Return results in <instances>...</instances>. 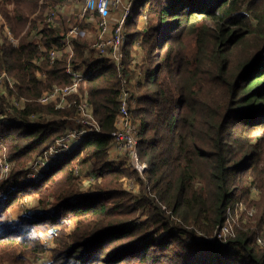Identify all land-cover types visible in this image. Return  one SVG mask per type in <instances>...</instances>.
<instances>
[{"label":"trees","instance_id":"1","mask_svg":"<svg viewBox=\"0 0 264 264\" xmlns=\"http://www.w3.org/2000/svg\"><path fill=\"white\" fill-rule=\"evenodd\" d=\"M39 1L13 0L10 13L0 8V22L19 38L14 46L0 24V74L15 79L11 87L5 82L7 95L25 101L0 118L10 175L26 173L27 163L64 132V121L47 123L44 116H72L86 97L100 132L86 135L58 166L37 181H23L0 202V259L27 264L48 250L46 264H264V248L254 243L257 231L240 220L228 241L208 238L229 206L247 200L252 185L263 192L264 207V145L257 136L264 131V0H139L119 62L86 56L94 43L73 38L71 59L90 75L60 106L37 101L53 85L70 82L69 54L49 58L51 48L63 49L64 34L57 35L45 13L74 0ZM38 23L44 49L26 40ZM123 89L130 100L136 94L130 112L139 126L143 176L107 161ZM31 115L41 118L31 121ZM89 160L94 180L84 189L73 165ZM134 178L136 192L125 186ZM24 195L37 196L44 209L56 206L54 213L43 210L8 224L7 211ZM38 228L51 232L53 248Z\"/></svg>","mask_w":264,"mask_h":264},{"label":"built area","instance_id":"2","mask_svg":"<svg viewBox=\"0 0 264 264\" xmlns=\"http://www.w3.org/2000/svg\"><path fill=\"white\" fill-rule=\"evenodd\" d=\"M81 5L78 12L80 17L86 18L87 14L93 15L95 25L100 34H109L108 38H103L96 42V49L99 53V57H110L112 60L120 61L115 55L116 48L123 46L126 40L127 34V22L133 13V2L131 0H79ZM59 8L55 6L53 9L46 11V19L52 22L57 15ZM117 10L116 20L111 23L109 21V15L112 11ZM88 17V16H87ZM10 40L12 39L9 29L6 30ZM83 34L81 24L79 21L75 22L64 34L62 39L64 48L69 54V60L65 65V71L70 76V82L66 85H53L49 90L43 92L37 101L42 104L56 103L58 106L64 105L62 100L67 99L71 94L78 93L80 84L90 75L85 66L80 61H72L73 54L72 40L74 37L81 36ZM83 36V35H82ZM15 43V42H14ZM111 48H114L111 50ZM59 55L57 48H51L49 50V58L51 61L55 60ZM11 87L14 80L8 76L6 72L2 71L0 74V84H5ZM130 90L123 89L119 96V110L116 120V128L110 133V144L116 146V149L125 154L129 160L130 165L133 166L139 174L143 175L147 169L146 164L139 159L138 154V128L135 126L132 120L130 108L133 105L130 100ZM6 98L12 102H19L14 97ZM23 101V99H22ZM2 99L0 97V107ZM11 107H4L1 110L0 116H6V114L13 112ZM36 115H31V121H34ZM65 131L57 137L52 144L38 157L33 160V169L29 171L28 178L25 180L33 181L41 176V170L47 168L54 163L61 162L69 153H71L75 147L81 142V140L92 132H100L99 125L95 120L92 108L87 98L84 97L77 108V112L66 117ZM61 123V122H58ZM11 163L7 159L6 154L0 158V177L6 176L10 172ZM79 172V167H74V173ZM42 172V176H43ZM128 183L126 184V182ZM130 183V186L128 185ZM125 186L129 188H135L133 181L125 180ZM5 191V190H4ZM4 191H0V197H2ZM251 191L255 194L258 193V188L255 185L251 186ZM255 208L251 206V209L247 208V204L243 201H236L227 209V215L222 225L215 230L212 234L208 235L210 240H218L219 242L228 241L235 236V227L239 223L240 216L242 214L246 216H253ZM70 224V222L68 223ZM240 225V224H238ZM237 225V226H238ZM255 242L260 247L264 248V234L258 235L255 238ZM46 244V242H45Z\"/></svg>","mask_w":264,"mask_h":264},{"label":"rangeland","instance_id":"3","mask_svg":"<svg viewBox=\"0 0 264 264\" xmlns=\"http://www.w3.org/2000/svg\"><path fill=\"white\" fill-rule=\"evenodd\" d=\"M9 1L10 0H0V8L5 7L6 10H7V12L10 13V11L13 8L12 7V5H13V2L12 1L13 0H11V4H9ZM77 1L79 2V0H74L73 3H72V6H74V3L77 2ZM138 2H139V0H136L133 3L134 9L136 8ZM8 6H10V8ZM38 6H39V8L37 7L38 8L37 11H35V13L29 18V21H28L27 26L30 25V19L33 16L35 17L36 14H38V11L40 10L41 5H38ZM45 9H46V7L43 8L41 10V12H43ZM134 9H133V11H135ZM46 10H48V9H46ZM140 21L144 23V19H142ZM141 22H140V24H141V27H142L143 23H141ZM41 26H42V23H38V25L35 28H41ZM126 32H128V29H127ZM95 44H96V41H94L93 46ZM124 46L125 45L119 46L118 48H116L115 55H117L118 58L119 57L121 58V52H122ZM113 49L114 48H111V50H113ZM136 49L137 48H136V45H135L134 46V50H136ZM137 52L140 54V51H137ZM153 59H154V57H153ZM130 95H131V93H130ZM135 98H136V94L131 98V100H132L133 103L136 102ZM24 102L25 101H22V100H20L19 102H12L8 98L6 100H3L2 99V103H1L2 106L0 107V113H1V110L4 109V107H11V108L14 109V111L11 112V113L6 114V117L7 116H11V115H13V114H15L17 112L16 110L22 109ZM40 116H42V114H40ZM40 116H35V118H33V119L34 120H37L38 118L40 119L41 118ZM3 117L5 118V116H2V117L0 116V118H3ZM65 118L66 117L59 116V115H47V116H44L43 117V121L44 122H46V121L47 122H49V121L63 122V120ZM257 136L261 138V141H263V145H264V131L258 132ZM138 152H139V145H138ZM4 153L6 154L5 146L3 144H0V158L4 155ZM6 157L8 159L7 154H6ZM34 158L32 160H30L27 163V165L25 164L26 165V169H27L26 170V173H24L20 177L14 179V178L11 177L10 172L6 176L4 175L3 177H0V184L4 182V187L6 188V189H4L5 191L4 190H0V191H4L2 197H0V202L2 200L4 201L8 197V193L10 191L16 190L17 186L19 184H22L23 181L24 182L25 181L28 182V180H25V179L28 178L29 171L33 169V160H34ZM143 163H145V162H143ZM59 164H60V162L54 163L53 165L50 166V168L49 167L43 168L41 170V176L38 177V178H36V179H32V180L33 181H37V180L41 179L47 172H49L52 168H55ZM80 164H85V162L84 163H80V162L76 161L74 163V165H73V172H74V167H77L78 166L79 167V172L77 174L74 173V175L80 180L82 188L87 189V188H89L91 182L94 180V179H90L93 176V174H90L89 172L86 171V166H89V165L86 164V166L84 165L83 167H81ZM11 166H12V164H11ZM128 167H131V165H129ZM10 170H11V168H10ZM42 172H44L43 173V176H42ZM141 176H143V175H141ZM131 180L133 181L134 186H135V188H133V190L135 192L138 191L139 188H140L139 180L136 179V178L131 179ZM250 182H251V180L247 181V183H246V185L248 187L251 186ZM127 183H128V181L126 182V184ZM128 185L130 186V183ZM127 188H129V187L127 186ZM0 193H2V192H0ZM262 195H263V192L260 193L259 190H258V193L257 194L253 193L252 191L249 192L247 200H245L243 202H245V204H247V208H249V209H251V206L254 207L255 208V213H254L253 216H246V215L242 214L240 216V223H239L241 226L247 224L244 227H247V229L248 230H251L252 232L254 231V233L257 231L256 232L257 236L258 235H261V234L262 235L264 234V207L262 206L260 208V206L262 204L261 203V201H262ZM36 199H37V196H35V195H24V196H22L20 198V201H19V204L20 205L19 204L18 205H15V206H13L12 208H10L7 211V213H6L7 214V223L8 224H11L13 226L14 225H17L18 223L21 222V218L23 216H28V215L29 216H33L35 213L43 212V210H48L49 211L48 212L49 215H52L54 213V211L56 209V206H50V207L47 206V209H44L45 206L44 207H40V206H38L36 204ZM262 215H263V217H262ZM69 218H70L69 217V214H67V215L65 214L61 218V220L67 224V227H68V223L70 222V219ZM197 232L199 234H202L203 233L201 231H197ZM37 234L40 235L42 242H46L47 243V245L49 246V248H47L45 246L47 249H50V248H53L54 247L55 244L52 242L53 241V238H52L51 232L44 231V229H42V228H38L37 229ZM254 243L256 245L255 240H254ZM256 246H259V245H256ZM233 248L236 249L237 246H233ZM51 256H52V252H50L48 250H45V252L39 253L38 255L36 254L35 257H33L34 258L33 261H31V262L29 260L30 258L28 257L27 260H29V261L27 262V264H44V263L46 264L47 262H50ZM0 264H9V263H6L5 260L0 259Z\"/></svg>","mask_w":264,"mask_h":264},{"label":"crops","instance_id":"4","mask_svg":"<svg viewBox=\"0 0 264 264\" xmlns=\"http://www.w3.org/2000/svg\"><path fill=\"white\" fill-rule=\"evenodd\" d=\"M133 2V0H131ZM43 0H40L39 3H42ZM71 4V3H70ZM58 12L57 15L55 16V18L53 19V21L51 22L52 27L56 28V33L57 35H63L66 33V31H68V29L77 21L80 22L81 24V28L83 31V36L85 38H87L90 42L94 43V41L98 42L99 40L103 39V38H108L109 34H100L99 31L96 28L95 25V20H94V16L93 15H89L87 14L86 18H81L79 15V11L81 8V5L79 4V2H75L74 6H67V5H62L60 6V4L58 5ZM74 17L73 20H71L70 22H68L71 17ZM88 16V17H87ZM117 17V10H114L110 13L109 15V21L111 23H113L116 20ZM141 21H139V26H141L140 24ZM142 23V22H141ZM1 25H4L5 30L9 29L8 25L4 22V20H2L0 22ZM66 24V26H65ZM40 28H34L31 30V32L28 34L27 36V41L29 43H33L36 44L39 48L44 49V45L42 42V33L39 31ZM10 35L12 37V39L14 40V42H12L8 36L9 41H11L13 43L14 46H17L19 43V38L14 37L11 33V30L9 29ZM97 44V43H96ZM96 44L94 46H90L85 50V55L87 56H96L99 57V53L97 52L96 49ZM66 48L63 47V49H59V55L58 57L60 58L63 54V51H65ZM40 61H38L37 63H39ZM44 76L45 73H43L41 76H39V78H41V80H43V78H45ZM13 78V77H12ZM13 80H15L13 78ZM5 85L0 84V93L1 94H5L7 95V92L5 90ZM62 103L64 105L68 104V99L62 100ZM42 122V121H41ZM47 122V121H46ZM58 122V121H57ZM48 123V122H47ZM135 126L138 128V124L134 121ZM66 129V128H65ZM64 129V131H65ZM107 161H113L115 163L116 166L122 165L124 167H128L130 164V160L129 158L123 154L120 153L117 149L116 146L109 144L108 146V158ZM89 165V166H86ZM86 166V171L89 172L90 174H93V161L89 160L87 161V163L85 162V164H80L81 167ZM90 179H94V175L90 178Z\"/></svg>","mask_w":264,"mask_h":264}]
</instances>
